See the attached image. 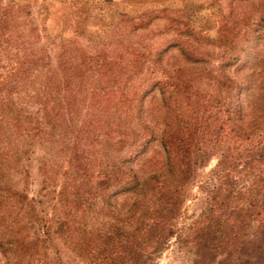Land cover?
<instances>
[{
  "label": "rangeland",
  "instance_id": "rangeland-1",
  "mask_svg": "<svg viewBox=\"0 0 264 264\" xmlns=\"http://www.w3.org/2000/svg\"><path fill=\"white\" fill-rule=\"evenodd\" d=\"M230 1L0 0V264H128L126 259L121 263L93 260L86 252H78L74 242L80 239V234L56 232L61 219L58 213L62 184H66L67 195L76 185L73 181L76 176L73 171L70 173L68 164V149L74 134L71 126L79 125L84 113H88L86 121L90 116L89 125L99 131L103 120L121 116L127 126H133L135 133H146L137 116L139 103L126 102L124 98L141 100L142 119L155 127L158 138L148 142L144 163L135 160L131 163V166L136 164L133 167L140 169L144 178L153 169L149 158L157 160L163 156L159 133L167 113L177 110L186 113L191 108L185 106L182 95L177 93L174 101L168 99L171 87L161 94L160 84L168 81L163 75L149 74L144 69L142 75L129 82L114 81L108 76L100 78L96 63L102 53L110 57L125 55L126 59L130 44L139 47L151 43L163 51L161 65L168 71L203 68L202 80L194 86L208 97L192 95L191 106L195 113H215L220 95L215 90V81L211 86L209 76L204 73L219 69L223 61L220 57L225 51L220 38L230 33ZM234 2L244 4L249 18L247 30L251 35L256 34L255 27L250 26L259 17L258 0H248L251 5ZM138 19L149 21L147 29L131 32V21ZM184 49L199 51L205 61L192 65L181 53ZM225 69L230 73L234 70L232 66ZM158 81L159 84H152ZM61 111H70L72 118L69 130L63 132L65 135L58 123ZM47 120L56 121L57 126L53 123L54 129H45ZM34 121L38 122V128H32ZM104 127V132L111 131ZM205 129L200 127L201 131ZM107 137L103 136L101 143L108 150ZM197 138L201 140L203 136ZM208 145L207 155L183 186L173 233L157 252L136 264H264V234L260 235L259 217L245 210V203L237 204L234 197L237 189L248 187L255 168L243 166L241 161L238 165L232 162L219 177L220 159L226 148L232 151L231 146ZM101 158L106 161L105 156ZM260 160L264 170V151ZM221 180L225 189L224 218L229 225L234 222L235 233L227 235L225 248L217 250L215 258L211 256L200 262L193 229ZM116 189L112 187L110 192L98 194L92 209L75 213V219L84 221L87 227L93 226L96 232L118 225L126 216L137 218L142 210L132 213L131 207L141 197L125 191L114 193ZM29 204L34 205L36 216L28 212ZM236 207L239 209L230 214V209ZM122 226L129 229L125 222ZM234 235L236 238L232 239ZM21 238L40 240L39 254L32 258L18 257L15 240ZM4 248L7 249L3 252Z\"/></svg>",
  "mask_w": 264,
  "mask_h": 264
},
{
  "label": "trees",
  "instance_id": "trees-1",
  "mask_svg": "<svg viewBox=\"0 0 264 264\" xmlns=\"http://www.w3.org/2000/svg\"><path fill=\"white\" fill-rule=\"evenodd\" d=\"M237 1L251 5L248 0ZM258 5L259 17L253 21L254 25L250 26L255 27L253 29L257 33L251 35L247 30L249 18H247L248 12L244 4H237L234 0L229 2L230 33L220 38V44L225 51L220 57L223 61L219 69L214 71L206 69L207 73H204L209 76L210 84L215 81L214 84L217 85L215 90L220 95L221 102L215 113H195L191 106V100L194 99L191 98L192 95L208 97L201 95L200 89L194 86L198 84L196 81L202 80L203 68L183 67L176 71H168L161 65L163 51H159L151 43H145L139 47L135 43L130 44L126 59L125 55L110 57L102 53L100 61L96 63V71L100 78L108 76L114 81L129 82L136 76L142 75L144 69L149 74L163 75L168 81L160 84L161 94L163 95L171 87L172 90L167 98L174 101L175 93L182 95L185 106L192 109L185 107L187 110L183 111L186 113H181L179 110L177 113H167L164 128L159 133L163 156L157 160L149 158L153 169L144 178L140 169L133 167L136 164L131 166V163L134 160L139 164L144 163L148 142L158 138L155 127L149 126L142 119L141 100L124 98L126 102L139 103L137 116L143 128L146 129V133H135L133 126H127V122L121 116L103 120L101 128L99 127L97 131L94 130L95 126L91 128V124L89 125L92 120L90 116L86 121L85 117L88 113H84L81 123L76 127L71 126L70 111L58 113V123L63 129L62 134L65 135L63 132L68 131L69 126L74 133L70 149H68L70 155L68 164L71 165L70 173L73 171V175L76 176L73 180L76 185L67 195L66 184H62L59 192L61 211L58 213L61 219L56 232L61 235L80 234V239L74 242L78 252H86L85 254L91 256L93 260L108 261L109 259V261L116 260L121 263L126 259L128 264H136L157 252L173 233V220L180 209L184 184L191 178L195 166L207 155L208 144L204 145V142L212 147L227 143L231 146L232 151L226 148V153L223 156L221 154L219 177L223 176V170L227 169L228 164L231 165L232 162L238 165L241 161L243 166L255 168L254 173H251L248 187L237 189L234 197L237 204L245 203V210L259 217L260 235L264 234V170H261L263 161L260 160L261 153L264 151V0H258ZM239 8L240 11H238ZM148 22L142 19H138L137 22L132 20L130 31L146 30ZM257 26L260 28L257 29ZM261 27L263 30H260ZM192 50L184 49L181 52L189 63L198 65L205 61L199 51ZM231 66L234 70L231 73L225 72L227 70L225 68ZM152 84H159V81ZM176 106L177 109L180 108L179 104ZM53 123L57 126L56 121L47 120L45 129H54ZM38 126V122L34 121L32 128H38ZM201 126H205L206 129L201 131ZM103 127L111 131L104 132ZM199 135L203 136L201 140L197 138ZM103 136H108L105 139L108 150L102 148ZM112 145H115L114 149ZM111 152L114 154L111 155ZM102 156L106 157V161H103ZM220 183L210 195L201 220L193 229L192 237L200 262L207 261L211 256L215 258L218 255L217 250L225 248L227 237L235 233L234 222L232 221L229 225L228 219L224 218L226 215L223 211L225 189L222 186V180ZM223 185H226L225 181ZM112 187L118 188L114 190V193L125 191L141 197L136 198L131 207L132 213L142 210L137 218L135 215L126 216L118 225L97 230L98 233L94 232L93 226L87 227L84 221L75 219V213L92 209L96 196L103 192H110ZM28 207V212L36 216L34 205L29 204ZM235 209L239 208H231L229 213L237 211ZM216 213L219 215L216 216ZM123 222L129 226V229L123 228ZM235 238L234 235L232 239ZM35 241H28L26 238L15 240L17 256L32 258L38 255L41 247L40 240L35 239ZM6 249L4 248L3 252Z\"/></svg>",
  "mask_w": 264,
  "mask_h": 264
}]
</instances>
